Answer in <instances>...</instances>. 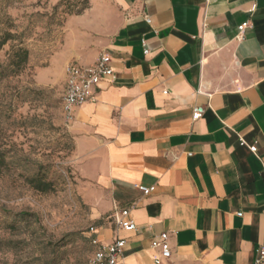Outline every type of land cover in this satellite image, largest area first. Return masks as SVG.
<instances>
[{
  "label": "crops",
  "instance_id": "1",
  "mask_svg": "<svg viewBox=\"0 0 264 264\" xmlns=\"http://www.w3.org/2000/svg\"><path fill=\"white\" fill-rule=\"evenodd\" d=\"M114 1L112 37L94 61H73L90 66L107 52L114 77L68 127L95 192L86 200L108 221L100 240L113 242V216L128 208L138 230L119 233L123 264H156L151 243L163 232L172 256L161 264H255L264 247V0ZM195 107L205 108L197 120ZM139 185L156 190L144 196Z\"/></svg>",
  "mask_w": 264,
  "mask_h": 264
},
{
  "label": "rangeland",
  "instance_id": "2",
  "mask_svg": "<svg viewBox=\"0 0 264 264\" xmlns=\"http://www.w3.org/2000/svg\"><path fill=\"white\" fill-rule=\"evenodd\" d=\"M92 15L99 23L88 27ZM118 24L114 0H0V36L15 35L0 51V264L89 263L90 228L108 221L86 200L95 192L79 175L61 102L66 67L94 61ZM18 48L28 64L7 69Z\"/></svg>",
  "mask_w": 264,
  "mask_h": 264
},
{
  "label": "built area",
  "instance_id": "3",
  "mask_svg": "<svg viewBox=\"0 0 264 264\" xmlns=\"http://www.w3.org/2000/svg\"><path fill=\"white\" fill-rule=\"evenodd\" d=\"M253 9L255 8L253 7ZM147 22L151 23V19L147 18ZM250 26V22L240 25V36ZM148 52L149 50L145 49V53L147 54ZM65 76L66 85L62 97L61 110L64 125L68 128L73 121L75 109L94 98V92L102 81L114 77L112 57L109 53L102 52L90 66H82L76 62H72L66 67ZM204 113L205 108L195 107L193 110V120L200 119ZM241 145H246L245 141L241 140ZM250 149L253 153H257L256 144L251 145ZM138 189L144 196H149L155 192L156 187L139 185ZM113 219L117 234L112 243L107 244L100 240L97 227L90 228L93 253L88 264H123L124 249L127 241L119 233L121 231L136 232L138 225L132 217L131 209L128 208L116 213ZM151 247L159 251V256L154 259L156 264H161L164 260L170 259L172 256L170 233H161L152 241ZM255 264H264V247L259 250Z\"/></svg>",
  "mask_w": 264,
  "mask_h": 264
},
{
  "label": "trees",
  "instance_id": "4",
  "mask_svg": "<svg viewBox=\"0 0 264 264\" xmlns=\"http://www.w3.org/2000/svg\"><path fill=\"white\" fill-rule=\"evenodd\" d=\"M14 38L15 35L13 33L9 31H4L0 36V51L9 41L13 40ZM28 62H29V51L25 48H18V50L15 51L14 56L7 69L19 70L25 65H27ZM6 70H2L1 72L2 73L4 72V74H6ZM7 166H8L7 155L0 147V174L7 168ZM30 182L35 189L41 192H48L52 189V184L49 182H45L42 180L38 181L34 179H31Z\"/></svg>",
  "mask_w": 264,
  "mask_h": 264
}]
</instances>
